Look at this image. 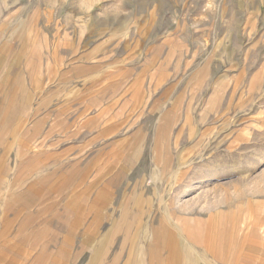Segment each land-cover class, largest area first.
<instances>
[{"label":"rangeland","instance_id":"obj_1","mask_svg":"<svg viewBox=\"0 0 264 264\" xmlns=\"http://www.w3.org/2000/svg\"><path fill=\"white\" fill-rule=\"evenodd\" d=\"M1 42L31 91L4 232L43 223L51 264H264V0H0Z\"/></svg>","mask_w":264,"mask_h":264},{"label":"crops","instance_id":"obj_2","mask_svg":"<svg viewBox=\"0 0 264 264\" xmlns=\"http://www.w3.org/2000/svg\"><path fill=\"white\" fill-rule=\"evenodd\" d=\"M2 46L8 47L10 49L12 56L10 59V62L14 61V64L17 63L16 57L13 58V54H15L14 50V43H0V49H2ZM15 48H17V45H15ZM9 65V64H8ZM7 64L0 65V99H5L6 102H9V105H4L3 103H0V264H51L50 258V250L46 247L48 246L46 243L51 240L49 235L40 234L43 231V223H29L26 225L27 230L25 232H21L19 229L17 230H10L4 232L3 229V222L4 218L2 217V211L4 208V204L8 205V203H12L13 199L10 197L12 194V191L10 190V187L7 189H4V175H3V166H4V160H6V157L8 156L9 149L11 151L14 150L15 155L17 159L19 158V123H18V115L22 111L28 112L30 109V104L27 103L26 106H22V110L19 109V98L25 97L26 93L29 92V95H31L30 90H23L19 91L18 89V81L20 79L19 71L17 68V65L12 67H7ZM4 102V101H3ZM35 107L34 105L32 106ZM39 112V107L36 105L35 109L32 110V112ZM2 114H10L11 116L5 118L6 120L3 121V118L1 119ZM15 115V116H14ZM6 124V125H5ZM5 125V126H4ZM35 129H39L37 125H34L32 129L28 128V133L30 137L34 138V132ZM32 130V131H31ZM7 135V136H6ZM10 136V139L8 140ZM35 139V138H34ZM49 143V142H48ZM56 144L55 141L50 142V148L44 149L42 146L39 147L38 151L32 150V147L27 148L28 152V158L34 159L37 158L40 162L41 158H49L51 156L52 159L55 157L58 158V156L61 154L60 150L58 148L53 149V145ZM29 146V145H28ZM12 155V154H11ZM8 162V161H7ZM37 162V163H38ZM42 162V161H41ZM12 171V170H11ZM10 171V172H11ZM9 172V173H10ZM11 177L14 176L15 179L18 177V173H10ZM7 175L8 172H7ZM8 184V185H7ZM6 186H12L11 182H8ZM16 197V196H15ZM7 223H14L18 225V222L14 219H6ZM11 225V224H10ZM25 228V227H24ZM41 231V232H40ZM155 234V232H154ZM171 238H168L170 240ZM171 246V245H170ZM164 248V247H163ZM204 252L209 249V244L204 243ZM165 249V248H164ZM142 250V249H140ZM156 245H149L145 252V258L143 259H136L133 264H159V261L157 260V254H156ZM174 253L175 251L172 250ZM175 256L179 258L182 256H185V251L180 249L179 247H176ZM178 253V254H177ZM141 257V254H140ZM180 260V259H179ZM178 259H173L172 261H177L176 264H182L180 263ZM171 261V263H173ZM130 263V262H129ZM175 264V263H174Z\"/></svg>","mask_w":264,"mask_h":264}]
</instances>
